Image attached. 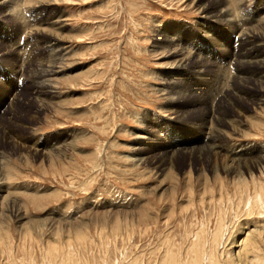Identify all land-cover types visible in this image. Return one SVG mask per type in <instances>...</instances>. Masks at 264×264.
Returning a JSON list of instances; mask_svg holds the SVG:
<instances>
[{
	"label": "rangeland",
	"instance_id": "obj_1",
	"mask_svg": "<svg viewBox=\"0 0 264 264\" xmlns=\"http://www.w3.org/2000/svg\"><path fill=\"white\" fill-rule=\"evenodd\" d=\"M12 1L0 7V190L26 217L18 222L0 200V264H168L167 250L176 264L215 232L218 252L235 254L231 239L264 228L251 186L264 185V164L252 178L241 169L243 202L221 167L230 151L248 167L264 157V85L261 94L255 62L238 74L244 37L204 17L218 4ZM229 8L243 31L264 28V0ZM169 39L186 53L184 68L173 66ZM213 124L222 151L205 162L198 150ZM163 155H175L167 167L156 163ZM250 235L264 253V232Z\"/></svg>",
	"mask_w": 264,
	"mask_h": 264
},
{
	"label": "bare ground",
	"instance_id": "obj_2",
	"mask_svg": "<svg viewBox=\"0 0 264 264\" xmlns=\"http://www.w3.org/2000/svg\"><path fill=\"white\" fill-rule=\"evenodd\" d=\"M40 1V0H39ZM51 1V0H50ZM53 1H60V0H53ZM61 1H64V0H61ZM211 3H215V4H218L217 8L211 12H207V11H204V12H207V14L203 13L204 17L208 18L210 21L212 22H220V23H225L227 26H231V30L233 33H235L236 35L238 34H241L243 37H244V40H242L243 42V46H244V41H245V47H246V52L242 53L241 54V57L238 58L236 60V64L238 66V74H240V67L243 66V65H249L251 64V62H255L257 64V66L260 68V76L259 77V80H258V84L262 85L261 86V94L263 93V85H264V28L263 26L261 28H256V29H249L247 30L245 28V31H243V26L240 27L237 23H235V19L234 17L232 16V13H231V9L229 8V0H210ZM14 2V0L12 1ZM48 2V0H47ZM41 3V2H40ZM51 3V2H49ZM11 4V0H0V7L2 8H7V5ZM184 4V3H183ZM16 7V6H15ZM13 11V10H12ZM12 13V12H11ZM203 17V16H202ZM19 19V18H18ZM10 20V18H9ZM47 20V19H46ZM17 21V20H16ZM24 21V20H23ZM240 21V20H239ZM262 19L261 17L257 18L256 20H253V22H261ZM12 22V21H11ZM20 22V21H19ZM26 22V21H25ZM55 21H53L52 23H54ZM56 23V22H55ZM24 25V23H23ZM25 26V25H24ZM20 27V26H19ZM35 30V29H34ZM31 32V31H30ZM171 39V38H170ZM169 39V40H170ZM168 40V39H167ZM54 44H50V46ZM5 47V46H4ZM16 47V46H14ZM169 47L172 48V50L174 51H170V56L171 58H173L175 61L173 63V66H175L177 69L179 68H184L188 62H189V59L187 58V55L186 53L183 51V49H179L176 47V44L174 42H172L170 40L169 42ZM9 48H11L9 46ZM53 48V47H52ZM5 49V48H4ZM3 49V50H4ZM6 50V49H5ZM50 50V49H49ZM7 51V50H6ZM11 51V50H10ZM7 53V52H6ZM9 54V53H8ZM16 54V53H15ZM59 54V53H58ZM18 55V54H17ZM16 55V56H17ZM169 56V57H170ZM190 57V56H189ZM193 57V56H192ZM8 58V57H7ZM51 58V57H50ZM59 58V57H58ZM194 59V58H193ZM11 60V59H10ZM20 60V59H19ZM195 60V59H194ZM17 61V60H16ZM10 62V61H9ZM196 62V61H195ZM235 63V62H234ZM30 65V64H29ZM22 67V65H21ZM38 67V65H37ZM258 68V69H259ZM42 69V68H41ZM18 71V70H17ZM43 71V70H42ZM213 72V71H212ZM26 73V72H25ZM39 71H34V76L32 77V83H34V79H35V76L39 75L38 74ZM220 73V72H219ZM27 74V73H26ZM258 74V73H257ZM49 75V74H48ZM224 75V74H222ZM41 76V74H40ZM44 76V75H43ZM225 76V75H224ZM42 77V76H41ZM218 77V76H217ZM231 77V76H230ZM236 77V76H235ZM234 77V78H235ZM40 78V77H39ZM46 79V78H45ZM218 79V78H217ZM233 79V78H232ZM247 79V78H246ZM246 79H241L239 80L238 79V76L236 77L234 83L236 82V84L234 86H237L239 87V90L241 89L242 90V87H247V85L249 84L248 80ZM30 80H31V77H30ZM43 80V79H42ZM256 80V79H255ZM233 81V80H232ZM253 81V80H252ZM40 82V81H39ZM31 83V82H30ZM223 83V82H222ZM221 84V83H220ZM35 85V84H34ZM37 86V84H36ZM40 86H43L40 84ZM216 86V84H215ZM229 86V85H228ZM35 87V86H34ZM45 87V86H44ZM43 87V88H44ZM220 87H223V85L221 84ZM39 88V87H38ZM45 89V88H44ZM212 89V88H211ZM36 90V89H35ZM45 91V90H44ZM49 91V90H48ZM231 91V90H230ZM230 91H226L228 92V94L224 95L225 98H228L230 96V94L232 92ZM40 92V90L38 91ZM209 92V91H208ZM216 92V91H215ZM259 92V93H260ZM42 93V91L40 92ZM49 92H47L48 94ZM217 93V92H216ZM220 93V91H219ZM33 94V93H32ZM35 94V93H34ZM36 95V94H35ZM217 95V94H216ZM14 96V95H13ZM42 96H45V94H43ZM211 96V95H210ZM215 96V95H214ZM259 96V95H257ZM35 97V96H34ZM254 97V96H252ZM256 97V96H255ZM259 98V97H257ZM14 99V98H13ZM223 99V98H222ZM41 100V99H40ZM258 99H256L257 101ZM13 101V100H12ZM225 101V99L223 100ZM254 101V100H253ZM259 101H262L259 100ZM258 101V102H259ZM10 102V101H9ZM14 106V105H12ZM11 106V107H12ZM208 117L205 118V120H207ZM181 119V118H180ZM183 119V118H182ZM210 120V119H209ZM208 122V121H207ZM220 123V121H219ZM206 126V125H205ZM203 128V127H202ZM206 129V128H205ZM221 134V130L217 127V124H213V125H210L207 129H206V133H205V137L204 139H207V143H206V140L203 139L202 141V146L198 152V156L197 158L199 160H202V161H205V162H210V161H213V160H217L219 158V155H220V152L222 151L221 147L218 146L217 144V140L219 139V137L222 135ZM210 137V138H209ZM210 139V140H209ZM209 140V141H208ZM206 143V144H205ZM175 155H170V156H167V155H163L162 157H160V159H157L156 163L161 165V166H169V164H171L172 162V159ZM242 155H236L234 153V151H230L229 152V156L226 155V158L224 159H221L222 161V171L225 172L226 174H232L234 176V193L231 194L233 196H236L239 201L243 202V199H245L243 197V195L246 193V188H247V184L246 183V179L244 178L243 176V172H242V168H245L247 169V172H249V174L251 175V178H252V173L250 171V169L253 167L255 169H262L261 167V164L263 163L264 164V157L260 160H253L251 161L249 167H248V162H240L242 159H239ZM212 159V160H211ZM2 166V163H0V167ZM254 180V179H253ZM218 182V180H217ZM161 183V182H160ZM221 183V181H220ZM253 185L254 188V191L253 192L255 195L259 194V200L262 202H260L262 205H264V185L263 183L259 182L258 185H256L255 183L251 182ZM161 185V184H159ZM250 185V184H249ZM224 186V185H223ZM221 186L220 188V202L223 203V198L226 197V199L228 200L229 199V195L226 190H224L225 186L223 187ZM159 187V186H158ZM167 188V187H166ZM165 188V189H166ZM249 188V187H248ZM226 189V188H225ZM157 190V189H156ZM219 190V189H218ZM219 192V191H218ZM248 192V191H247ZM212 193V192H211ZM213 194V193H212ZM219 194V193H218ZM230 194V193H229ZM190 195V194H189ZM206 195V193H205ZM217 195V194H216ZM203 196V195H202ZM208 197V196H207ZM212 197V196H211ZM235 197V198H236ZM210 198V197H209ZM209 198H207L209 200ZM213 198V197H212ZM232 198V197H231ZM201 200H204L205 198H200ZM0 200H1V204L5 203L6 205L9 206L10 210H9V213L12 214L14 216V219L17 220L18 222H21V220L24 219L25 214L22 215L21 212H20V209L21 207L19 206L18 202L15 201V200H11L10 199V196L8 195H2V190H0ZM200 200V202H202ZM225 200V199H224ZM234 200V199H233ZM250 200V199H249ZM258 200V201H259ZM211 201V200H210ZM218 201V200H217ZM237 201V200H236ZM213 202V201H212ZM226 202V201H225ZM225 202H224V205H225ZM233 202V201H232ZM211 203V202H210ZM227 203V202H226ZM235 203V202H234ZM233 203V204H234ZM237 203V202H236ZM240 203V202H239ZM212 204V203H211ZM219 204V203H218ZM254 204V203H253ZM256 204V203H255ZM213 205H216V204H213ZM222 205V204H221ZM219 207V206H218ZM226 207V206H225ZM230 207V206H229ZM254 208V207H253ZM257 208V207H256ZM226 209V208H225ZM250 209V208H249ZM260 209V207H259ZM220 210V209H219ZM22 211V210H21ZM223 213V212H222ZM220 215V214H219ZM0 216L3 218L5 217L6 215H4L3 213H0ZM151 219V218H150ZM222 220V219H221ZM220 220V221H221ZM43 222V221H42ZM28 223V222H26ZM39 223V222H38ZM221 226L223 225L222 221H221ZM28 225V224H27ZM42 225V224H40ZM25 226V225H24ZM30 226V224H29ZM38 227L37 224H31V228L32 227ZM224 226V225H223ZM222 226V228H223ZM21 227V226H20ZM225 227V226H224ZM227 227V226H226ZM261 227V226H260ZM30 228V229H31ZM220 228V227H219ZM244 229V228H243ZM32 230V229H31ZM202 231L204 230V234L205 236H208L209 237V234H208V229L207 228H204V229H201ZM219 230V229H218ZM24 231V230H23ZM28 231V230H27ZM26 231V232H27ZM222 231H226V229H222ZM247 231V233H246ZM264 232V228H255L253 230H249L248 228L245 229V235L244 238L241 240V241H236V242H233L235 239H231L230 242L235 243V244H238V248H239V251L235 254H233L234 252L232 251H226L227 249H223L221 250L222 252L219 253L218 252V243L220 240L221 237L218 236V239L215 238L216 236V232L214 233V237L212 236V240L210 241L209 245L205 244L204 246H206V249L204 248V251H201L199 250V248H196V246L194 247V249H192V254L191 255H188V260L184 261V257L183 255H180L177 254L176 258H177V263L176 264H205L204 263V260L206 257H208L209 259V263L208 264H249L247 263V257L250 253H252L253 255V260H255L257 263L256 264H264V253L262 252L263 249H260L259 247V237L260 236H257L258 237V240L257 237L255 235H250L251 232ZM222 233H225V232H222ZM221 233V234H222ZM234 233V232H233ZM218 235V233H217ZM220 235V234H219ZM258 235V234H257ZM222 236V235H220ZM1 237V236H0ZM230 237V236H229ZM2 238V237H1ZM226 239V238H225ZM261 245V244H260ZM234 246V245H233ZM232 246V247H233ZM263 247V246H262ZM261 247V248H262ZM264 248V247H263ZM260 249V250H259ZM167 253L164 254V259L165 260H168L167 263L169 264L170 263V253L171 251L168 252V250L166 251ZM55 255V254H54ZM251 255V254H250ZM172 256V255H171ZM55 257V256H54ZM173 257V256H172ZM174 258V257H173ZM174 262V261H173ZM252 262V261H251ZM161 263H164V261ZM172 263V261H171ZM170 263V264H171ZM165 264V263H164ZM174 264V263H173ZM254 264V263H253Z\"/></svg>",
	"mask_w": 264,
	"mask_h": 264
}]
</instances>
